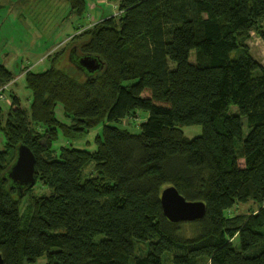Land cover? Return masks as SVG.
I'll return each instance as SVG.
<instances>
[{
	"label": "trees",
	"instance_id": "1",
	"mask_svg": "<svg viewBox=\"0 0 264 264\" xmlns=\"http://www.w3.org/2000/svg\"><path fill=\"white\" fill-rule=\"evenodd\" d=\"M67 1L69 14L86 15L87 0ZM118 1L121 14L71 37L80 42L69 57L99 56L103 69L72 67L65 45L47 69L25 72L29 108L11 97L0 123V264H264V66L247 44L253 32L264 41V0ZM14 78L0 65V86ZM139 109L149 113L140 132L112 124ZM101 123L95 151L53 150L60 131L80 138ZM196 124L203 133L185 138L182 127ZM22 143L36 156V183L51 190L25 211L36 183L20 196L5 177ZM169 185L203 201L205 216L170 221ZM251 198L256 211L227 216Z\"/></svg>",
	"mask_w": 264,
	"mask_h": 264
},
{
	"label": "rangeland",
	"instance_id": "2",
	"mask_svg": "<svg viewBox=\"0 0 264 264\" xmlns=\"http://www.w3.org/2000/svg\"><path fill=\"white\" fill-rule=\"evenodd\" d=\"M105 1L103 4H96L97 8L90 9L91 0H87L86 15L79 18L69 14L70 4L67 0H0V65H4L15 77L11 83L7 84L6 98L0 102V123H5L7 120L6 112L9 110L11 97L14 93L21 98L25 108L30 107L31 91L26 87L25 72L29 69L35 71L47 69L50 65L48 61L50 53L61 50L66 45V60L72 67H76L69 60V51L80 41L79 37L73 40L71 37L93 27L94 24L106 17L121 14L118 0ZM247 44L250 53L264 66V41L262 38L253 32ZM78 54L82 53L78 50ZM232 55H238V52H234ZM192 59H194V55ZM75 69L77 70V68ZM237 111L238 107L232 106L231 112L236 113ZM56 114L63 123L71 124V119L64 114L62 104H58ZM148 116L147 111L139 109L133 111L128 118L112 124L138 133L141 124L147 120ZM243 120L244 132L247 134L249 129L246 118L244 117ZM102 132L103 123L90 129L80 138L65 137L60 131V137L54 143L53 150L57 153L62 146H69L95 151L97 149L96 138L98 135H102ZM182 133L185 138L192 139L203 133V127L199 124L184 126ZM5 148L6 139L0 130V150ZM11 154L13 157L14 150H11ZM94 168L95 164L88 166L85 169V176L90 177ZM99 175L101 174L99 173ZM50 192L46 182L38 179L33 190H29L22 199V211H25L35 199L48 195ZM259 207V201L251 198L247 203H236L226 214L227 216L250 214ZM233 242L237 246L238 238H234ZM145 248L146 244L138 243L136 249L138 253H144ZM37 264H45V259L40 260Z\"/></svg>",
	"mask_w": 264,
	"mask_h": 264
},
{
	"label": "water",
	"instance_id": "3",
	"mask_svg": "<svg viewBox=\"0 0 264 264\" xmlns=\"http://www.w3.org/2000/svg\"><path fill=\"white\" fill-rule=\"evenodd\" d=\"M70 61L85 75H93L104 68V62L99 56L93 54L79 55L74 48L69 57ZM9 185L16 188L22 196L27 187L36 183V156L32 149L25 143L16 148V157L5 172ZM162 207L166 217L172 222L195 221L206 214V204L203 201H190L178 189L166 186L161 195Z\"/></svg>",
	"mask_w": 264,
	"mask_h": 264
},
{
	"label": "crops",
	"instance_id": "4",
	"mask_svg": "<svg viewBox=\"0 0 264 264\" xmlns=\"http://www.w3.org/2000/svg\"><path fill=\"white\" fill-rule=\"evenodd\" d=\"M104 2H106V1L105 0L104 1L103 0H96V2H95V0H91V2L89 3V5H90L89 7H90V9H95V8H97L96 4H98V3L103 4Z\"/></svg>",
	"mask_w": 264,
	"mask_h": 264
},
{
	"label": "built area",
	"instance_id": "5",
	"mask_svg": "<svg viewBox=\"0 0 264 264\" xmlns=\"http://www.w3.org/2000/svg\"><path fill=\"white\" fill-rule=\"evenodd\" d=\"M7 88V85H2L0 87V102H2L6 97H5V89Z\"/></svg>",
	"mask_w": 264,
	"mask_h": 264
}]
</instances>
